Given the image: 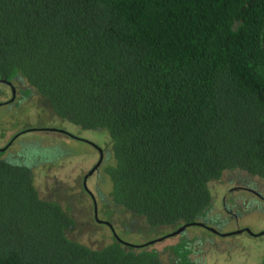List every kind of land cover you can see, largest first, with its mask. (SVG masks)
Returning <instances> with one entry per match:
<instances>
[{
  "label": "trees",
  "instance_id": "1",
  "mask_svg": "<svg viewBox=\"0 0 264 264\" xmlns=\"http://www.w3.org/2000/svg\"><path fill=\"white\" fill-rule=\"evenodd\" d=\"M0 79L107 132L109 197L146 233L203 223L226 172L264 181V0H0ZM75 225L0 159V264H195L187 237L164 263Z\"/></svg>",
  "mask_w": 264,
  "mask_h": 264
},
{
  "label": "rangeland",
  "instance_id": "2",
  "mask_svg": "<svg viewBox=\"0 0 264 264\" xmlns=\"http://www.w3.org/2000/svg\"><path fill=\"white\" fill-rule=\"evenodd\" d=\"M20 88L25 92L27 85ZM19 89L15 100L10 105L0 106V147L4 146L16 132L22 131V134L9 149L3 153L0 152V159L22 162V149L26 145H31L30 148L34 150L37 147L45 151L47 155L50 153L51 156L47 161L44 160V164L33 168L35 186L40 196L51 198L69 210L76 222L75 227L70 231L74 239L92 247L111 243L113 241L111 230L104 223L96 224L93 219L92 202L81 193V174L85 170V164L96 159V152L84 142L63 134V132L75 133V130H81L79 127L51 116L37 95H25L20 93ZM10 95L7 86L0 84V101L9 99ZM85 135L89 140L109 148L106 131H88ZM58 155L61 156L57 157ZM224 175L230 176V172ZM221 179L209 184L210 190L215 189L218 194L213 204L215 213L221 212L222 208L221 198L224 194L220 186ZM256 180L261 181L258 182L264 189V181L258 178ZM88 184L91 185V182ZM110 190L111 184L107 179V182L98 189L99 210L97 215L100 220L112 225L119 239L128 244L140 246L169 234L165 231L146 233L147 231L140 229L142 226L140 223L135 222V225L127 223L130 220L129 215L113 203V212L108 211L103 203L111 200ZM237 211L241 215L237 219L230 218V221L226 220L228 215H224L225 213L221 215L222 219L226 220L223 226L217 227L222 231L221 233L245 228L253 234L264 232V212L263 214L256 213V209L244 211L241 207H238ZM183 237L192 240L190 256L195 264H263L264 234L250 235L246 231L223 236L213 234L205 227L189 226L184 234L168 237L148 247L157 250L162 261L167 263V248L179 243Z\"/></svg>",
  "mask_w": 264,
  "mask_h": 264
},
{
  "label": "flooded vegetation",
  "instance_id": "3",
  "mask_svg": "<svg viewBox=\"0 0 264 264\" xmlns=\"http://www.w3.org/2000/svg\"><path fill=\"white\" fill-rule=\"evenodd\" d=\"M0 84L6 85L11 94L9 99L0 101V106L6 105V104L10 105L15 100L16 92L22 86V84L19 82L17 83V81L15 80L5 81L2 79H0ZM19 92L20 93L22 92L24 94V90H21V88L19 89ZM22 98L25 99L24 97ZM88 131L94 132V131H103V130H100V129L75 130V133H72L73 135L67 132H63V134H66L67 136L73 139H76L78 141L84 142L96 152V159L90 160L87 163V165L85 164L86 166L85 170L81 174V193L87 196L92 202L93 219H94V206L96 205L97 212L99 210L98 189L101 187L103 183L107 182V176L104 172V168H105V164L110 162V153H109V148H105L104 146H101L98 143L92 140H89L85 135V132H88ZM21 134H22V131H18L15 134H13L12 137L4 144V146L0 147V152L3 153L7 149H9V147H11L13 143H15V140ZM30 146L26 145V147H24L26 149L24 148L22 149L23 150L22 152L23 155L21 154L22 162L14 161V163L20 162L19 164L28 165L32 168V171H33L34 167L44 164V160L47 161L48 157H50L51 155L50 153H48L47 155L45 151H42L41 149H38L37 147H36V150H34V148H30ZM31 149L34 150V152ZM60 156L61 155H58L57 157H60ZM33 175H34V172H33ZM221 178L220 179L222 180V182L220 186H221V190H223L222 194H224L223 197L221 196L222 197L221 198L222 199L221 212L219 213L214 212L215 205L213 206V204H214L215 198L217 199V195H218L214 189L213 191H211L212 207L207 213V216H206L207 219L203 221V224H204L203 227L205 228L212 227L220 233L222 231L217 229V227L223 226L226 220L230 221V218L237 219L241 215V214H238V211H237L238 207H241L242 209H244V211L248 209L249 211L250 210L253 211L256 209L257 210L256 213L264 212V189L262 188V185L259 184V182L261 181L258 180L259 181L258 182L256 180L257 179L256 177H252L251 175L245 172L233 171V172H230V176L224 175V177L222 176ZM89 182H91V185L93 188L91 187V185L88 184ZM34 183H35V180H34ZM219 192L221 193V191ZM46 199H51V198H46ZM103 204L105 205V208L108 209V211L113 212V206H112L111 200L109 202L104 201ZM223 214L228 215V219L223 220L221 216ZM210 218H213V219H210ZM109 229L111 230L110 227ZM187 229L188 228H186L183 231V233H180V234H184ZM208 231L213 234H217V235L219 234V233H214L213 231L209 229ZM171 237H176V235L171 236ZM188 240H190V238H188ZM263 264H264V259H263Z\"/></svg>",
  "mask_w": 264,
  "mask_h": 264
},
{
  "label": "water",
  "instance_id": "4",
  "mask_svg": "<svg viewBox=\"0 0 264 264\" xmlns=\"http://www.w3.org/2000/svg\"><path fill=\"white\" fill-rule=\"evenodd\" d=\"M8 83H10V82H8ZM94 219H95V221L98 222V223H105L106 225H108V226L111 228V230H112L113 236H114L118 241H120V242H122V243H125V244H128V243L124 242L123 240L119 239V237L116 235L115 231L113 230L112 225H111L109 222H104V221H102V220H100V219L98 218L96 205L94 206ZM192 225L204 226V224H203V223H200V222H194V223H191V224H186V225H183V226L177 228L176 230L170 232V233L167 234V235H164V236H162V237L156 238V239H154V240H152V241H149V242H147V243H145V244H143V245H140V246H149V245H151V244H153V243H156V242L162 241V240H164V239H166V238H168V237H171V236H174V235H178V234L182 233L187 227L192 226ZM207 228H208L209 230L213 231L214 233H219V234H221V235H223V236L230 235V234H237V233H240V232H242V231H246V232L249 233L250 235H262V234H264V232H260L259 234H253V233H252L249 229H247V228H245V229H237V230L232 231V232H229V233H220V232L216 231V230H215L214 228H212V227H207ZM140 246H139V247H140ZM137 247H138V246H137Z\"/></svg>",
  "mask_w": 264,
  "mask_h": 264
}]
</instances>
